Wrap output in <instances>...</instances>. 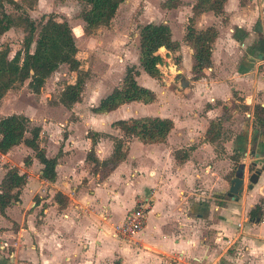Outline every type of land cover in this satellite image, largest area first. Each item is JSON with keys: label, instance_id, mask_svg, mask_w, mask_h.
<instances>
[{"label": "crops", "instance_id": "1", "mask_svg": "<svg viewBox=\"0 0 264 264\" xmlns=\"http://www.w3.org/2000/svg\"><path fill=\"white\" fill-rule=\"evenodd\" d=\"M193 1L187 5L180 0L177 7L169 9L174 17L162 21L169 26L171 39L178 42V65H174L169 51L163 47L157 50L171 60L173 76L178 75L181 86L187 82L183 78L189 77V91L183 97L171 94L174 102H168L159 95L168 84L159 86L155 79H146L137 67V83L151 89L154 100L132 101L114 109L127 113L118 119H171L173 126L163 142L142 143L130 138L125 159L98 179L89 171L91 163L85 159L90 147L85 128L89 120L105 118V113L114 110L90 111L85 118L74 112L77 119L68 123L64 138L55 134V122L44 120L37 124L45 155L56 156L53 181L40 177L41 165L28 147L18 144L0 154L4 163L11 161L8 155L15 150L30 156L27 166L11 162L26 173V181L19 201L6 206L0 214V264H264V256H259L264 252V222L246 228L250 236L255 234L250 237L247 253L235 243L237 221L257 200L264 205V132L256 126L251 128V107L256 103L264 106V0H225L222 14L203 11L194 17L196 29L212 25L217 31L211 67L196 80L191 79V57L189 66L187 62L190 48L182 39ZM175 23L180 25L178 39L172 38ZM196 95L203 107L195 115L180 102L188 103ZM231 98L249 106L231 116L234 122L237 117L244 120L241 132L228 133L224 142L201 141L209 121L221 113L218 102ZM78 105L76 102L73 107ZM130 108L133 115H129ZM113 120L107 119L106 128L93 131L121 137L118 129L109 127ZM219 143L223 148L219 149ZM111 148L109 137L98 139L93 146L98 159L107 157ZM178 149L185 151L179 162L173 157ZM231 150L240 152L238 160L230 156ZM239 163L243 164V191L230 198L225 191V173ZM248 165L261 168L250 189L246 188ZM2 174L0 168V179ZM195 186H199L198 190ZM56 191L67 197L64 207L58 208L53 201ZM140 199L147 204L140 231L129 239L112 235L113 225Z\"/></svg>", "mask_w": 264, "mask_h": 264}, {"label": "trees", "instance_id": "2", "mask_svg": "<svg viewBox=\"0 0 264 264\" xmlns=\"http://www.w3.org/2000/svg\"><path fill=\"white\" fill-rule=\"evenodd\" d=\"M78 1L84 4V8L79 13L83 22V30L85 33H89L99 26L108 25L123 0ZM22 2H26L29 8L33 3L35 4L36 0H22ZM224 2L225 0H194L190 6L191 15L186 19L182 39L191 51L190 73L192 80L203 77L204 71L211 67V49L217 35L216 28L212 25L196 29L194 17L203 11H211L215 15H220L223 13ZM179 4L180 0H164L160 7L171 9ZM6 6L20 10V13H11L6 10ZM11 26L22 27L25 35L21 41V48L15 50L12 56H8L7 47L0 49V99L9 89L24 80H27V86L32 92L38 93L44 80L59 65L65 64L70 71L76 72V75L75 80L66 84L60 92L59 102L70 107L80 101L83 86L82 71L79 70V60L76 58L77 48L67 21H58L52 14L42 15L37 27L23 9L20 0H0V35ZM32 44L33 48L30 50ZM160 47L169 51L172 54L174 65H178L180 61L178 42L171 39L169 26L162 22L140 24L137 33V65H126L120 83L99 98L90 111L105 113L132 101L152 102L155 98L154 92L139 85L135 78L139 74L137 69L139 67L147 76L155 80L160 79L159 66L162 64V57L157 53ZM175 77L177 78L178 75L176 74ZM218 104L221 113L216 119L209 121L201 141L215 142L222 128L221 123L229 119L239 107L233 98L226 102H218ZM241 107L244 111L249 109V106L245 104H242ZM251 110L255 126L264 128V106L256 103L251 107ZM172 126L171 119L167 117L140 116L116 119L110 123L111 128L121 132V137L87 130L85 136L89 138L90 147L86 152L85 159L91 163L89 171L97 174L98 179H103L125 159L130 138L135 137L142 143L163 142ZM40 132V126L32 125L27 116L23 114L11 113L0 117V154L6 153L15 145L23 144L31 149L34 158L41 165L40 177L47 181H53L55 179L56 156L47 157L45 155L44 147L39 144ZM104 137L111 139L112 148L107 157L98 159L94 154L93 146L98 139ZM173 157L178 162L182 161L185 151L175 150ZM22 162L24 166H27L30 163V156H24ZM236 166L237 164H235ZM252 169L253 167L250 166L249 171ZM25 181L26 173L24 171H20L16 166L4 164V172L0 179V214L4 213L6 206L19 201L20 190ZM52 199L58 208L64 207L67 202V197L59 191L53 194ZM262 215L261 203L256 202L247 211V220L259 222Z\"/></svg>", "mask_w": 264, "mask_h": 264}, {"label": "rangeland", "instance_id": "3", "mask_svg": "<svg viewBox=\"0 0 264 264\" xmlns=\"http://www.w3.org/2000/svg\"><path fill=\"white\" fill-rule=\"evenodd\" d=\"M163 1L164 0H123L118 5L108 25L99 26L89 33H85L83 30V22L79 17L80 11L84 8L83 2L78 0H36L35 4L33 3V5L28 8V4L20 0L23 9L37 27L39 26L41 16L48 14H52L58 21H67L70 26L77 48L76 58L79 60V70L82 71L81 76L83 78L81 97L80 101H78L80 105L76 108L73 107V104L70 107H66L59 102L60 92L64 89L66 84L72 83L75 80L74 78L76 75V72L70 71L65 64H61L44 80V84L38 93L31 91L27 86V80L9 89L0 99V117L11 113L23 114L27 116L32 125H37L44 120L48 123L52 121L58 126V129L54 127V129L57 130L55 134L59 135L60 138H64L67 134L66 128L68 123L74 122L78 114L85 118L89 114L90 108L101 98L100 96H104L113 86L120 83L124 73V67L129 64L137 63V33L139 25L146 22L158 23L163 20L168 21V19L174 17L169 9L167 10L160 7ZM185 1V4L188 5L192 0ZM6 10L14 14L20 13V10H15L11 6H6ZM182 11L186 12V9H182ZM184 14L185 13H183V16ZM172 27L174 31L172 38L178 39L181 36L180 33L178 34L180 25L175 23ZM24 35L25 32H23L22 27L11 26L0 35V49L7 47L8 56H12L15 50L21 48V41ZM32 48L33 44L30 50H32ZM161 57L162 64L159 66L161 77L159 80H156V84L161 86L164 82L168 85H166L164 92L159 95L164 96L162 99L168 98V102H174L170 97L171 94L183 97L186 92L189 91V77L183 78L187 82L181 86L179 79L173 76L175 73L171 67V60H168V58L162 55ZM187 62L189 66V54ZM182 70V74L185 76L186 73L184 68H182ZM144 77L153 81V79L146 74H144ZM150 84L153 85V83ZM170 85H172V87H170ZM196 98H198V95L190 99L188 103L180 102V105L187 108L188 112L196 115L203 107L197 102ZM143 106H145V104ZM238 106L237 112L244 111L241 107L242 103ZM172 107L174 106L171 105V109ZM74 112H76L77 115H75ZM130 113L129 115H133L132 108H130ZM126 114L127 113H122L120 109L105 113V118L96 117L95 119L89 120V127L92 130H102L108 125L106 123L107 119L111 121L113 119L125 118ZM226 121L228 123L222 126L217 142H224L230 132L235 131L236 133H240L244 126V120L240 117H237L235 122L231 120V117ZM251 126V128L255 127L253 121ZM89 127L85 129L90 130ZM258 129L264 132V128L258 127ZM44 136L45 135H42L41 141H44ZM19 145L24 147L21 143ZM220 147L223 148L219 143V149ZM28 150L32 152L30 148H28ZM230 152H233V150ZM22 153L17 150L9 153L8 158L11 161L5 163L4 159H0L1 170L4 172V164L12 166L11 162L16 163L15 165L23 166L22 159L24 156H22ZM230 156L238 160L240 152H233ZM250 166L251 165H248V171L250 170ZM253 170L254 167L252 171ZM234 174L235 169L233 170L231 167L226 171L225 191H227L228 188V180L234 176ZM198 187L199 186H195L196 190H198ZM256 202H260L263 209L261 222L259 221L261 224L264 222V205L261 200H257ZM237 223H240V226H237ZM237 223L235 224L237 229L235 243L238 244V248L241 249V251L247 253L250 246V237H253L255 234L251 233L250 236L246 228L254 227L258 222L248 221L246 213ZM210 233L209 230V234ZM252 254L254 255L256 252H252ZM259 256L263 257L264 252H259Z\"/></svg>", "mask_w": 264, "mask_h": 264}, {"label": "built area", "instance_id": "4", "mask_svg": "<svg viewBox=\"0 0 264 264\" xmlns=\"http://www.w3.org/2000/svg\"><path fill=\"white\" fill-rule=\"evenodd\" d=\"M147 207L146 201L140 199L129 210L126 211L122 220L112 227V235H115L121 239L132 238L137 234L144 221V212ZM240 226V223L236 224Z\"/></svg>", "mask_w": 264, "mask_h": 264}, {"label": "water", "instance_id": "5", "mask_svg": "<svg viewBox=\"0 0 264 264\" xmlns=\"http://www.w3.org/2000/svg\"><path fill=\"white\" fill-rule=\"evenodd\" d=\"M162 48V47H160ZM261 168H254L252 172L247 176L246 188L250 189L252 185L257 181ZM243 191V164L239 163L235 167V174L229 179L228 189L226 195L230 198L240 196Z\"/></svg>", "mask_w": 264, "mask_h": 264}]
</instances>
